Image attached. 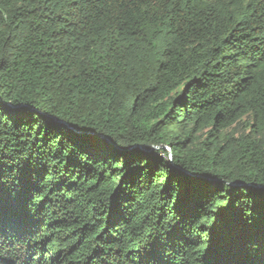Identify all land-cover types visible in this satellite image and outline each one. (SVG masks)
Masks as SVG:
<instances>
[{"label":"trees","instance_id":"16d2710c","mask_svg":"<svg viewBox=\"0 0 264 264\" xmlns=\"http://www.w3.org/2000/svg\"><path fill=\"white\" fill-rule=\"evenodd\" d=\"M250 188L264 0H0L5 264H144L154 245L161 264H244L225 234L245 230Z\"/></svg>","mask_w":264,"mask_h":264},{"label":"snow or ice","instance_id":"6c2138e0","mask_svg":"<svg viewBox=\"0 0 264 264\" xmlns=\"http://www.w3.org/2000/svg\"><path fill=\"white\" fill-rule=\"evenodd\" d=\"M16 117L24 122L29 118V112L26 109H16ZM73 134L91 141V147L102 148L114 152L133 153L137 149L134 148H119L117 145L107 140L102 136H97L95 133L89 132L87 129H72ZM204 179V178H201ZM249 194L252 196L254 203L251 205L252 213L244 218L246 221L245 230L226 233L225 242L235 249L244 264H256V261L264 257V241L256 234V222L259 217L264 214V188L253 191L249 189ZM120 196L118 191H115L112 198L117 200ZM144 264H161L158 259V252L155 245L152 249H146L142 255ZM0 264H5L0 257Z\"/></svg>","mask_w":264,"mask_h":264},{"label":"water","instance_id":"95a60500","mask_svg":"<svg viewBox=\"0 0 264 264\" xmlns=\"http://www.w3.org/2000/svg\"><path fill=\"white\" fill-rule=\"evenodd\" d=\"M139 148H144V146H139ZM186 173H188L187 171H185Z\"/></svg>","mask_w":264,"mask_h":264}]
</instances>
